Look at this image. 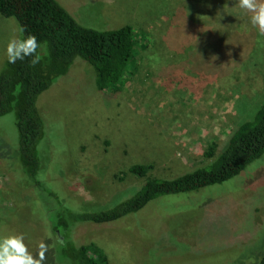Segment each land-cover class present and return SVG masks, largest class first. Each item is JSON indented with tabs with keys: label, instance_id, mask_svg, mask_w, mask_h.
Returning a JSON list of instances; mask_svg holds the SVG:
<instances>
[{
	"label": "rangeland",
	"instance_id": "obj_1",
	"mask_svg": "<svg viewBox=\"0 0 264 264\" xmlns=\"http://www.w3.org/2000/svg\"><path fill=\"white\" fill-rule=\"evenodd\" d=\"M57 1L85 27L130 25L138 40L134 75L120 93L99 91L92 66L78 58L39 97L46 127L40 151L56 173L44 179L61 198L103 205L147 177L183 175L209 160L208 146L225 144L264 101V54L258 67L250 54L212 70L203 60L209 53L198 49L210 33H242L221 27L238 25L232 13L246 11L238 0ZM21 35L15 18L0 14V71L9 39ZM257 40L263 45L264 35ZM18 144L13 117L0 118V237L22 233L34 255L47 245L44 264H64L39 203L44 190L30 195L20 172L7 166ZM138 164L153 166L147 177L130 173ZM73 240L99 246L110 264H256L264 254V155L226 182L161 196L114 223L80 226Z\"/></svg>",
	"mask_w": 264,
	"mask_h": 264
},
{
	"label": "trees",
	"instance_id": "obj_2",
	"mask_svg": "<svg viewBox=\"0 0 264 264\" xmlns=\"http://www.w3.org/2000/svg\"><path fill=\"white\" fill-rule=\"evenodd\" d=\"M227 3L232 5L233 2L228 0ZM0 14L15 18L20 29L24 30L23 36L34 34L41 43V49H38L40 62L36 65L30 66L28 60L17 61L15 64L6 61L2 67L0 118L13 117L14 130L19 138L18 146L8 150L5 157L8 160L7 166L20 172L22 181L26 180L24 182L30 187V195L31 190L36 194L35 189L38 192L44 190L40 194L42 199L40 198L39 203L46 205L47 223L58 254L57 262L110 264L107 254L99 246L82 245L73 240V233L78 227L114 223L137 214L161 196L189 193L226 182L264 155L263 101L255 115L238 125L225 144L213 142L208 146L204 156L209 160L183 175L174 179L147 177L153 166L138 164L129 171L139 177H147L146 183L141 188L112 196L103 205L81 207L70 198H61L56 190H50L46 186V182L50 180L44 179L45 174L52 178L56 173L52 174L50 168H47L50 161L48 165L44 164V152L40 151L46 127L37 105L39 97L59 78L65 76L78 58L92 66L99 91L120 93L134 75L132 69L136 66L135 50L138 40L130 25L113 30L85 27L57 0H0ZM232 15L236 17L235 23L238 25L223 22L221 27H237L242 33L237 31L238 33L233 34L228 29L221 30L218 34L210 33L198 47L209 53L203 60L208 65L213 64L212 70L219 69L222 62L241 64L250 54L253 67H258L261 63L259 56L264 54V44L259 40L255 42L259 31L250 23L252 13L247 10L243 13L239 9ZM240 22L243 24H239ZM51 256L53 258L54 254ZM256 264H264V254Z\"/></svg>",
	"mask_w": 264,
	"mask_h": 264
},
{
	"label": "clouds",
	"instance_id": "obj_3",
	"mask_svg": "<svg viewBox=\"0 0 264 264\" xmlns=\"http://www.w3.org/2000/svg\"><path fill=\"white\" fill-rule=\"evenodd\" d=\"M239 6L252 13L250 23L258 29L259 34L264 35V0H239ZM23 31L21 29V32ZM38 49H41V43L36 35L13 36L5 47V54L9 64L28 60L30 66H34L40 62ZM39 248L38 255L30 252L22 233L2 236L0 237V264H44V252L47 250V245L42 242Z\"/></svg>",
	"mask_w": 264,
	"mask_h": 264
}]
</instances>
